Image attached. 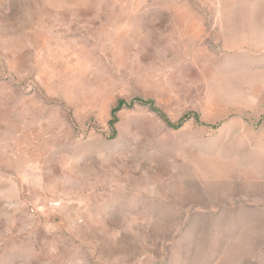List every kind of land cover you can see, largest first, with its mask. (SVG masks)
Listing matches in <instances>:
<instances>
[{"label": "rangeland", "instance_id": "rangeland-1", "mask_svg": "<svg viewBox=\"0 0 264 264\" xmlns=\"http://www.w3.org/2000/svg\"><path fill=\"white\" fill-rule=\"evenodd\" d=\"M0 264H264V0H0Z\"/></svg>", "mask_w": 264, "mask_h": 264}]
</instances>
